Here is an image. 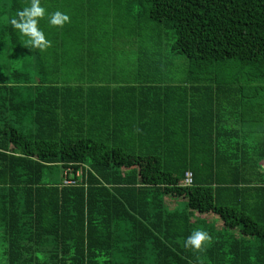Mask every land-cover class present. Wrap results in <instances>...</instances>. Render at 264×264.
<instances>
[{
	"label": "trees",
	"instance_id": "1",
	"mask_svg": "<svg viewBox=\"0 0 264 264\" xmlns=\"http://www.w3.org/2000/svg\"><path fill=\"white\" fill-rule=\"evenodd\" d=\"M48 1L42 51L11 24L32 0H0L5 264H264V0H110L126 67L98 66L74 5L52 25ZM66 170L82 180L63 186Z\"/></svg>",
	"mask_w": 264,
	"mask_h": 264
},
{
	"label": "crops",
	"instance_id": "2",
	"mask_svg": "<svg viewBox=\"0 0 264 264\" xmlns=\"http://www.w3.org/2000/svg\"><path fill=\"white\" fill-rule=\"evenodd\" d=\"M53 1L55 0L48 1L50 4L52 3V5L53 3H56L58 6L53 10L56 9L62 13H66L68 11L66 10L67 6L74 5L73 9L69 10V12H72L73 15L71 16L69 12L66 14L73 17V19H76L81 26V46L83 48H89L91 46L96 47V56L92 57V60L94 62L96 61L98 66H103L104 61L112 62L115 58L113 55L116 53H121L120 50H124L123 47L119 45V42H114V38L120 36L121 32L115 28V20L112 19V17L120 14L123 10H125V7L116 9L112 7L111 2H109L110 0H66L65 3H62L61 0H56L58 2ZM61 5L65 6L61 7ZM58 34L59 36L63 35V32H59ZM87 55L88 52L83 51L81 56L85 60H89L90 58L87 57ZM225 117L226 116L222 115L221 112H219V115L217 116L220 125L223 127L226 125L224 122H222V119H226ZM230 122H232L231 119ZM260 165L264 170V161H262ZM183 203H185V199L183 198H165V205L169 210H173L181 206ZM200 217L205 218L206 222L213 223L217 229H220L223 226L222 222L212 214L203 215Z\"/></svg>",
	"mask_w": 264,
	"mask_h": 264
},
{
	"label": "clouds",
	"instance_id": "3",
	"mask_svg": "<svg viewBox=\"0 0 264 264\" xmlns=\"http://www.w3.org/2000/svg\"><path fill=\"white\" fill-rule=\"evenodd\" d=\"M45 8L41 7L40 0H32L29 7L18 11L17 17L11 20V24L18 29L22 36L27 37L26 44L40 50L51 47L52 42L46 38L45 33L38 27L39 19L45 16ZM70 16L57 11L51 15L52 25H63L70 22ZM211 240V236L206 230H196L186 241V246H193L200 249L205 243Z\"/></svg>",
	"mask_w": 264,
	"mask_h": 264
},
{
	"label": "rangeland",
	"instance_id": "4",
	"mask_svg": "<svg viewBox=\"0 0 264 264\" xmlns=\"http://www.w3.org/2000/svg\"><path fill=\"white\" fill-rule=\"evenodd\" d=\"M119 2H121L123 5H125V4H127L126 6H128V7H132L133 9H135V10H137L140 6H139V2H138V0H118ZM121 7H123V6H121ZM167 40V39H166ZM165 40V41H166ZM166 42H168V41H166ZM124 47V46H123ZM120 52H121V55L122 56H120L118 59H116V60H120V61H122L123 62V64H124V66L126 67V66H128V64H126L125 62H126V60H130L131 61V64H134L135 66L137 65L136 64V62L134 61L135 59H137L136 57H135V55H136V53H135V51H134V48H132V50L130 51V53L127 51V49H125V50H120ZM113 57H115V56H113ZM181 60V62L182 63H185V60L184 59H180ZM126 64V65H125ZM130 65V64H129ZM175 70H177L178 72L180 71V67H178L177 65H176V67H175ZM119 71L120 70H118V71H115L116 73V75H118V73H119ZM129 73V71H127V75L126 76H128V77H132L131 75H129L128 74ZM119 78V80H123L124 78L123 77H118ZM133 78V77H132ZM125 80V79H124ZM131 80V79H130ZM46 175H47V173H46ZM54 175V181H57V175L56 174H53ZM61 177V176H60ZM59 179H61V178H59ZM182 207L184 206V203L181 205ZM181 207V208H182ZM3 247H4V245H2V243H1V239H0V264H5V259H4V256H3Z\"/></svg>",
	"mask_w": 264,
	"mask_h": 264
},
{
	"label": "built area",
	"instance_id": "5",
	"mask_svg": "<svg viewBox=\"0 0 264 264\" xmlns=\"http://www.w3.org/2000/svg\"><path fill=\"white\" fill-rule=\"evenodd\" d=\"M83 173L82 171H77L76 173H73L71 170H66L64 173V178L62 180V185L66 187H72L76 186L77 179L82 180ZM193 184V175L191 172H186L184 179L181 182V185L184 187H190Z\"/></svg>",
	"mask_w": 264,
	"mask_h": 264
}]
</instances>
